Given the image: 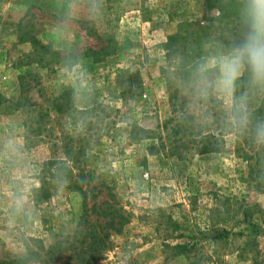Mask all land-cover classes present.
I'll return each mask as SVG.
<instances>
[{"label": "rangeland", "instance_id": "1", "mask_svg": "<svg viewBox=\"0 0 264 264\" xmlns=\"http://www.w3.org/2000/svg\"><path fill=\"white\" fill-rule=\"evenodd\" d=\"M112 1L89 16L82 0H0V264H264V233L258 249L239 237L200 242L189 257L173 248L204 231L214 210L224 215L225 198L264 210V188L238 147L180 157L169 139L163 150L157 136L141 138L188 99L173 65L222 51L209 35L238 39L242 7L124 0L117 22ZM66 89L59 103L74 116L54 111ZM213 95L211 114L224 116ZM51 160L68 170L49 185Z\"/></svg>", "mask_w": 264, "mask_h": 264}, {"label": "trees", "instance_id": "2", "mask_svg": "<svg viewBox=\"0 0 264 264\" xmlns=\"http://www.w3.org/2000/svg\"><path fill=\"white\" fill-rule=\"evenodd\" d=\"M123 1L124 0H113L112 2L115 7L109 9V13L111 15H115V20L117 22L120 20V15L124 14L127 10L126 7H121V9L117 8ZM236 4H239L240 7L243 8L242 0H230L227 6L223 5L222 7H233ZM219 13L220 15L218 18L213 20L212 23L215 21L218 23L222 22L223 16H225L224 10H220ZM239 19L243 23L242 32L238 39H235L234 41L231 39L227 40L224 39L223 35L220 33L209 35L215 39L214 43L217 44L219 48H221L220 50L226 51L233 44L243 42L247 27L243 21L242 15ZM211 24L209 23L208 26L201 27L198 30L200 33L204 32V34H206V31H211L214 28V26H211ZM92 30L93 28L90 29L91 32ZM31 43L35 46L38 45L42 50H46V48L41 46L38 40L34 37H32ZM175 44L176 43H174L172 40L167 45L168 57L169 52L176 50ZM53 54L60 56L55 52H53ZM182 59L183 60L180 63H175L173 66L175 67V72L181 75L180 78L188 81L189 86L191 77L196 69V66L198 65V62L193 61L194 59H192L191 55L182 57ZM69 93L70 90L66 89L62 93V96L56 98L54 111L62 114L68 110H72V112L69 113L70 116H74V113L77 111L72 104L68 103V105L64 106L63 103H59V99H64ZM236 95H245L248 97V110L251 114L253 122L264 121V93L250 90L247 73H245V76L240 81H238ZM179 101L180 102L177 104L179 105L177 111L179 114L177 113L173 119L166 122V124L160 128V131L158 132L156 131L155 133H152L149 130L141 129V132L144 134L141 136V138L149 139L157 136V138L161 140V146L163 150L167 149V146L163 140L166 141L169 139L171 142L170 148H174V151L170 152L173 154L178 153V156L180 157L183 156V153H181L179 149H183L184 151L188 152L192 151L198 155H208L220 153L227 147L229 143H232L238 147V152L245 162H247L249 172L252 176H254V180L257 182L258 187L264 188V146L257 145L253 141L250 134L239 133L229 122L227 111H225L227 114L224 116L211 114V112L214 111V107H210V104L215 102L214 95H210L206 100H204L196 96L192 89H190L188 92V99L180 97ZM198 106L201 107L198 108ZM48 113L49 112L43 116H46ZM60 164L61 163L59 161H49L46 177L49 185H52V183L57 179L61 170H68L65 166ZM76 188L81 190L83 194L86 193L82 187L76 186ZM215 196L217 199L218 195L215 194ZM225 200V211L223 212L224 215H221L220 213L217 214L219 211L217 209L214 210L208 219V225L204 231L198 229L199 231L195 236H188L189 238H193V241H188V243H180L173 247L176 250L177 255L189 257L200 242L212 241L218 243L223 241H234V239L237 237H239L241 240H245L242 244L243 246L253 244L256 249L259 248V239L262 236V233H264V210L254 207L252 212V209H244L243 205L238 201H232L229 198H225ZM255 212L258 215L257 218L255 217ZM222 224L231 225V229H227L225 227L223 228ZM243 226L244 229L235 231V228H240ZM115 230L118 231V229ZM89 233L94 238H97L96 233ZM193 234L195 233L193 232ZM102 242L100 244H102ZM103 247L104 246H101V249ZM101 251L102 250L98 251V253Z\"/></svg>", "mask_w": 264, "mask_h": 264}, {"label": "clouds", "instance_id": "3", "mask_svg": "<svg viewBox=\"0 0 264 264\" xmlns=\"http://www.w3.org/2000/svg\"><path fill=\"white\" fill-rule=\"evenodd\" d=\"M241 15L247 27L243 42L210 54L196 66L189 87L200 99L210 95L224 102L228 120L239 133H248L264 146V121L253 122L248 97L236 95L237 83L247 73L250 90L264 93V0H242ZM89 16L101 9V0H82ZM77 68L79 65L76 66Z\"/></svg>", "mask_w": 264, "mask_h": 264}]
</instances>
